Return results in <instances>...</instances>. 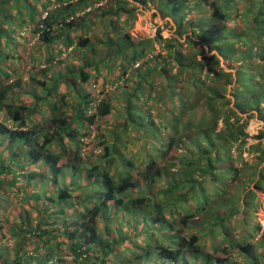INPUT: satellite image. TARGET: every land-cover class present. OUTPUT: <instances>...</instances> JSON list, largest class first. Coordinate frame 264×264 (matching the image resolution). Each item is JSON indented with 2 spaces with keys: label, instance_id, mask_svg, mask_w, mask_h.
Instances as JSON below:
<instances>
[{
  "label": "trees",
  "instance_id": "1",
  "mask_svg": "<svg viewBox=\"0 0 264 264\" xmlns=\"http://www.w3.org/2000/svg\"><path fill=\"white\" fill-rule=\"evenodd\" d=\"M134 1L153 2L175 35L134 39L131 0H0V189L20 192L21 176H40L22 197L36 213L19 201L12 219L1 218L0 234L15 245L0 240V264H264L246 242L249 209L264 192V140L245 148L242 121H264V0ZM240 18L242 30H227ZM155 40L168 55L151 53ZM202 41L212 54L201 57ZM70 48L81 55L55 66ZM27 50L49 63L24 81L16 62ZM112 68L116 82H135L120 108L114 93L90 88L104 90ZM131 130L134 142L145 138L135 152L122 145ZM91 132L101 149L85 158Z\"/></svg>",
  "mask_w": 264,
  "mask_h": 264
},
{
  "label": "rangeland",
  "instance_id": "2",
  "mask_svg": "<svg viewBox=\"0 0 264 264\" xmlns=\"http://www.w3.org/2000/svg\"><path fill=\"white\" fill-rule=\"evenodd\" d=\"M132 4L135 5L136 7V13L137 16L135 19H133L134 24L132 27L130 28V32L132 33V36L134 37V39L136 40H140V39H145V38H156L157 32L160 29L161 30V35L164 38H170L173 35H175V29H176V25L173 22V20L171 18H169L168 16H163V14L160 12V10L156 7V5L153 2H150L148 6H144L140 3H137L134 0H131ZM244 20L243 19H239L237 21H232L231 25H227V30H231L236 28L238 30H242L244 28ZM23 34H25L24 30L22 31ZM19 34V32H18ZM100 34V29L96 30L95 35H99ZM191 34V33H189ZM226 37H228V35H226ZM100 39V37L96 38V42L97 40ZM18 40L22 41L23 37L22 35H18ZM185 40V37L183 38V42ZM37 41V38H33V40L31 42L25 41L28 44V47H33L35 45V42ZM199 46L204 50L200 55L202 57V55H210L212 54L209 50V45H207L205 42H199ZM154 50L151 51V53H153L154 55H157L158 52H162L163 55H168V50L164 48V42H161L160 40H155L154 41ZM9 50L11 51L12 48L9 47ZM21 50L23 51V47H21ZM72 53H79V55H81L80 52H78V50L76 49H72L70 48L68 50V55L64 56V54H62L61 56H57L55 57L53 63L55 66H58L59 64H61L62 61V65H65L67 62H74L76 61L75 56H72ZM23 56L24 59L19 58V60L16 62L17 64L19 62H23L21 63L19 70L21 72H23V80H27V78L29 77V74L33 73L34 75L37 73V71L43 69L45 67L46 64H48L49 62H44L41 65H38L36 60L33 58V56L31 55V50H27L25 51V53L23 52ZM67 58V59H66ZM78 59V58H77ZM11 61V60H10ZM14 61V60H12ZM229 61L224 60L223 58H221V65L226 69V70H231L234 71V68H229ZM234 64V62H232ZM116 66V64L114 65ZM114 68H112L111 70L108 69L107 72V79L109 80V85H107V87L104 88V90H102L101 87H95L93 88V85L90 86L91 89H95L96 94L99 95L100 97L102 96V93L105 92V90H108L112 93H114L115 98H113V102L115 104L116 107L120 108V104H123L125 102V95H120L121 91H129L131 90V88L135 85L134 81H127V85L125 84V81L123 80H119L117 81V73L116 70H113ZM16 76V75H15ZM15 76H11V79L9 81H12ZM121 81V82H120ZM123 81V83H122ZM115 89H118V91L115 92ZM229 91H231V89H229ZM162 113L163 111H161V109L159 108V106H157L155 104L154 108H153V113H157V112ZM43 115H41L40 117L38 116V119L36 121H39V124L42 127H45V124L48 121V117L50 115V112L48 111V109L44 108L43 109ZM158 115V114H157ZM158 120L159 118L161 119V115L159 114V116L157 117ZM115 119L120 120V117H117L116 115H114V117L111 120H108L107 122L104 123L103 125V132H107V128H111L112 124L114 123ZM47 120V121H46ZM247 132L249 134V136L247 137L246 143H245V148L249 147L251 144L259 142V141H263L264 137L261 138L262 136H264V133H262V131H264V121H262L261 119H259L257 116H247L244 115L242 121H247ZM221 125V124H220ZM92 129H95V127H92ZM105 132V133H106ZM160 134L157 135V141H154L155 145L149 147V149L151 151H157L159 150L162 145H161V138L160 136L166 135L168 133V131L166 130H162V131H158ZM130 137H131V142H128V146L125 145L124 143H122V145L125 147L126 150H132V151H138L139 149V145L144 143L145 138H139L137 139V141H133L134 139V130H131L127 133ZM123 136V135H122ZM260 136V137H259ZM129 137V140H130ZM151 138V137H150ZM85 142V146H84V150H82V154L84 152L83 155H85L84 157H90V155L92 153H95V151H99L101 149V146L99 145L98 141L96 140V138H94V134L93 132H91L88 136H86L83 139ZM147 140V139H146ZM150 141V139H149ZM127 142V141H126ZM68 148L69 149H73L71 144L67 143ZM151 145L150 143L148 144V146ZM59 149V148H57ZM3 149L0 148V154H2ZM2 152V153H1ZM4 154V153H3ZM70 153H65L66 157L69 155ZM243 157L247 158L248 160H250L252 157H254V155L249 156V152L244 151L243 153ZM71 155V154H70ZM138 155V154H137ZM139 159V158H138ZM240 165V164H239ZM264 165V162L261 163L260 167H262ZM42 172L46 170V166L42 167ZM135 173V171H134ZM136 176V174H135ZM20 180V192H18L15 188L13 187H9L7 186L6 183H4V179H2L4 186L0 189V193L2 196V200H1V204H0V223H1V218H10L12 219L13 214L16 212L17 210V205L16 203L21 201V203L24 204L25 206V210L26 207H29V205H25L26 200H24V198L22 199V197L26 194L25 192V188L30 190V191H38L37 185H39V181H40V176H36L33 180H30V177H28V175L21 176L19 178ZM46 181V180H45ZM236 187H240L239 185H236ZM254 188V184L252 183L250 188L251 189ZM45 188V187H44ZM234 189H232L233 191ZM248 191V190H247ZM42 194V193H41ZM257 197L255 198V202H252L253 207H251L249 209V213H250V217L248 218V222L250 221V226L248 225L247 230H248V237L246 238V242H251L254 247H255V251H257V256H258V261H261L264 263V258L263 254H260L261 251H263L262 246H260L261 243V235L264 232V192L261 191H257L256 192ZM41 197L45 200V195L42 194ZM257 198V199H256ZM42 202V200H41ZM16 205V206H15ZM46 206V205H45ZM27 208V209H29ZM35 210V209H34ZM32 208L29 209V212L32 213H36V211H34ZM243 211V208L241 209ZM239 217V216H236ZM236 221V220H235ZM254 223H259L261 225L260 229L257 230V225ZM104 223H102L103 225ZM110 224L113 227H116L118 224L116 223V220H113L110 222ZM234 234H237V238L239 237V227L237 226V228H234ZM7 236H9V233L7 234ZM7 236L0 234V240L4 241V245H11V247H13L15 245L14 241L11 242V240H7ZM207 242H206V246H207ZM10 250L12 251V248H10ZM259 252V253H258ZM235 255L239 256V253L236 252ZM254 260L250 261V264H253ZM245 263H248V261H245Z\"/></svg>",
  "mask_w": 264,
  "mask_h": 264
},
{
  "label": "built area",
  "instance_id": "3",
  "mask_svg": "<svg viewBox=\"0 0 264 264\" xmlns=\"http://www.w3.org/2000/svg\"><path fill=\"white\" fill-rule=\"evenodd\" d=\"M138 66H139V63H137V64L135 65V68L138 67Z\"/></svg>",
  "mask_w": 264,
  "mask_h": 264
}]
</instances>
